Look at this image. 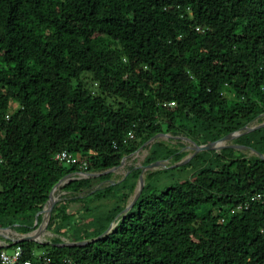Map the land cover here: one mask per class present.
<instances>
[{
	"label": "trees",
	"instance_id": "1",
	"mask_svg": "<svg viewBox=\"0 0 264 264\" xmlns=\"http://www.w3.org/2000/svg\"><path fill=\"white\" fill-rule=\"evenodd\" d=\"M262 113L264 0H0V227L18 226L0 234L35 230L67 174L119 166L160 133L214 142ZM236 143L264 153V128ZM150 146L119 176L186 156L164 142ZM65 150L77 164L55 159ZM236 152L204 151L150 173L113 232L85 246L21 242L17 264H264V202L232 212L264 191V160ZM172 170L191 175L152 183ZM140 174L58 202L52 242L102 235ZM110 178L64 180L51 200ZM109 197L118 204L95 215L88 201ZM74 202L81 208L70 215Z\"/></svg>",
	"mask_w": 264,
	"mask_h": 264
},
{
	"label": "water",
	"instance_id": "2",
	"mask_svg": "<svg viewBox=\"0 0 264 264\" xmlns=\"http://www.w3.org/2000/svg\"><path fill=\"white\" fill-rule=\"evenodd\" d=\"M262 115H264V113L260 114L257 118H255L253 121H251L249 124L243 126L242 128H240L239 130L235 131V132H232V133H229L227 135H225L224 137L214 141V142H210V143H207V144H202V145H199L197 144L196 142H194L191 138L187 137V136H181L180 138L181 139H185L186 141H188L191 146L189 147L191 150H192V153L188 154L187 156H185L181 161L177 162L176 164L174 165H171V166H167V165H164V163L166 162V160H156L154 162H151L149 164H146V165H143V166H138L136 167L135 169H132L130 171H128L125 176L122 178L121 181H118V182H111L110 186L111 185H115V184H118V183H121L123 180H125V178L130 174L132 173L133 171L137 170V169H140L141 170V174L138 178V182H137V185L134 189V192L132 194V196L130 197L125 209L116 217V219L118 217H120L119 221L117 222V224H115V220L110 224L109 228L100 236L96 237V238H93V239H89V240H83V241H78V242H71L69 241L68 239L66 238H62V242L61 243H53L52 241H39L36 239L35 235H36V231H38L44 220H45V211H46V207L48 204L49 205V209H48V214L46 216L47 218V223H46V226L45 228L47 229L48 228V225H49V221H50V218L52 216V212H53V209L55 207V205L60 202V201H55V202H52L51 203V197H52V194L55 190V188L61 183L63 182L64 180L65 181H68L66 184H69L70 182L72 181H77V180H81V179H91V178H97V177H100L102 175H107V174H110L113 172L114 169L118 168L119 166L122 165L123 161L135 154L136 152H138L142 147L150 144L151 148L152 146L159 142V138L161 137H167V138H171L172 136L169 134V133H160V134H157L155 135L154 137H152L150 140H148L143 146H141L136 152L128 155V156H125L122 158V161L120 163L119 166H116V167H112L110 169H107V170H104V171H101V172H75V173H70V174H67L65 175L52 189L50 195H49V198L42 210V222L41 224L33 231L29 232V233H25V234H21L19 233V235H21L22 237L21 238H18V239H12V238H9V237H6L2 234H0V247L1 248H10L18 243H21V242H26V241H34L36 243H39V244H42V245H53V246H59V247H63V246H85L89 243H92V242H95L105 236H107L108 234H110L111 232L114 231V229L118 226L119 222L131 211V209L133 208L134 204L136 203V201L138 200V198L140 197L145 185H146V181L144 180L143 178V172H145V170H148V171H151L150 173L156 171L155 169H158V168H162V170H166V169H169V168H175V167H179V166H183L185 164H187L192 158H194L196 155H198L199 153L201 152H204V151H215L217 153H221L224 149H227V148H232L234 150H237V151H241L244 153L246 152H251L252 154L250 155H246V157H258L262 160H264V153H261L259 151H257L256 149L252 148V147H249V146H246V145H243V144H238L236 143V140L242 136H245V135H248L249 133L255 131V130H258V129H261V128H264V123H260V124H256L255 123V120H257L259 117H261ZM150 148V149H151ZM83 175L82 177H77V176H81ZM100 189H103L102 187H94V188H90L86 191H84L83 193H80V194H77L75 195L73 198H82L83 196H87L89 194H92L94 192H96L97 190H100ZM66 200V199H64ZM63 201V200H61ZM18 226H14V227H5V228H1L0 227V230H9V229H15L17 228ZM48 230V229H47ZM51 236H55L56 235L54 233H50ZM2 238H5L6 240L2 239Z\"/></svg>",
	"mask_w": 264,
	"mask_h": 264
},
{
	"label": "rangeland",
	"instance_id": "3",
	"mask_svg": "<svg viewBox=\"0 0 264 264\" xmlns=\"http://www.w3.org/2000/svg\"><path fill=\"white\" fill-rule=\"evenodd\" d=\"M15 108H18V105H15ZM261 122L264 123V115H262L257 120H255V123L256 124H260ZM169 134L172 136L171 138H169V140H163V139L161 140V139H159V142H164L170 148L177 149V150L180 151V153H185L186 156L188 154L192 153V150L189 148L191 146V144L188 141H186L185 139H181L180 138L181 136L183 137L184 134H182V133H176V134L175 133H169ZM146 146H144V147H146ZM144 147H142L141 149H143ZM239 152L240 153H243L241 151H237L236 154H239ZM244 154L250 155V154H248V152H246ZM146 158L147 157H145V159ZM145 159H144V162H145ZM166 162L167 163H164V165H167V166H171V165H174V164L177 163L175 156H172V157L166 159ZM158 170L159 171H164L165 169L162 170V168H159V169H157L154 172H157ZM188 172L189 173H187V172L184 173V172H179V171H174V170L170 171L168 174L165 173V172H163L165 174H162V175L159 174V175L155 176V178L152 181V183L154 184V182H155V183H160L161 184L162 182L163 183L164 182H167V183L171 182V180L168 179V177H169V175L171 173H176V175H175V179L176 180L177 179L178 180L179 179H184V178L189 177L191 175V172L190 171H188ZM110 175H111V178L110 179L97 180L96 182L93 183V186L91 188H94V187H102L104 189V188H107V187L110 186L111 181L118 182V181H121L122 180V176L115 175V173H110ZM91 179H94V178H91ZM146 182H147V179H146ZM66 192L68 193L67 196H66L67 199L66 200H63V201H67L69 199H72V197L75 196L73 193H70L68 191H66ZM88 202H89L90 208H93V209L96 208V210L94 211L95 212V215L96 214H103V213L109 211L111 208H113L116 204H118L117 199H115L113 197L112 198L109 197V198H106V199H98V200L97 199H91ZM66 208H67V212H69L70 215L71 214L72 215L73 214H77L78 211L81 208V204L74 202V203H71V204H67L66 205ZM50 233H51L50 231H42V234L43 235L40 236V239L42 241H52L55 238V236H51ZM2 239L6 240L5 238H2ZM6 241H8V240H6ZM6 251L8 253H12L13 252V247L12 248H7Z\"/></svg>",
	"mask_w": 264,
	"mask_h": 264
},
{
	"label": "built area",
	"instance_id": "4",
	"mask_svg": "<svg viewBox=\"0 0 264 264\" xmlns=\"http://www.w3.org/2000/svg\"><path fill=\"white\" fill-rule=\"evenodd\" d=\"M174 106H175L174 102L170 103V107H174ZM128 138L129 139L133 138V134L131 132L128 134ZM55 159L60 162H66L68 164L78 163V158L66 150L58 153L55 156ZM82 166L86 168L85 163H83ZM257 201L264 202V191L254 193L248 200H246V202L238 205L237 208H235L232 212L235 213L238 210L247 208L250 202H257ZM22 258H23V249L21 246L15 245L12 253H8L6 250L0 251V264H17L22 260ZM24 264H38V263L32 260H27L24 261Z\"/></svg>",
	"mask_w": 264,
	"mask_h": 264
},
{
	"label": "bare ground",
	"instance_id": "5",
	"mask_svg": "<svg viewBox=\"0 0 264 264\" xmlns=\"http://www.w3.org/2000/svg\"><path fill=\"white\" fill-rule=\"evenodd\" d=\"M261 123H262V122H261ZM177 143H178V142H177ZM149 145H150V144H148L147 146H149ZM147 146H146V147H147ZM146 147H144V148H146ZM144 148H143V149H144ZM143 149L139 150V151L137 152L136 155L131 156V157L128 158V159H125V160L123 161L122 165L119 166V168H118L117 172L115 173V175H118V176H119V175H120V171H121V169L123 168V166H124L126 163H129L130 161L134 160V159L139 155V153H141V151H142ZM248 154H252V153H251V152H248ZM158 169H159V168H158ZM155 170H157V169H155ZM158 171H159V170H158ZM150 172H151V171H146V172L142 175L143 178H144V180H145V178L150 174ZM152 173H154V172H152ZM111 182H115V181H111ZM64 199H67V198H61V199L51 200V203H52V202H55V201H61V200H64ZM49 205H50V204H48L47 207H46V211H45V220H44V222H43L41 228H40L38 231L35 232V233H36L35 237H36V239L39 240V241H42V240L40 239V236L43 235V234H42V231H48V230L45 228V226H46V223H47V218H46V216H47V214H48L47 210H48V208H49ZM119 219H120V217H118L116 220L119 221ZM116 220H115V224H117V222H118V221H116ZM4 236H6V235H4ZM6 237H9V236H6ZM21 237H22V236L20 235V236H18L16 239L21 238ZM9 238H11V237H9ZM12 239H15V238H12ZM42 242H44V241H42Z\"/></svg>",
	"mask_w": 264,
	"mask_h": 264
}]
</instances>
